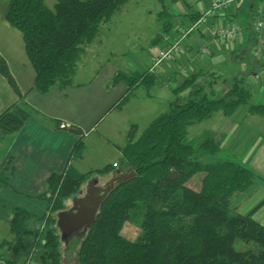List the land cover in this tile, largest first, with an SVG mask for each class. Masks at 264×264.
Here are the masks:
<instances>
[{
	"label": "trees",
	"instance_id": "1",
	"mask_svg": "<svg viewBox=\"0 0 264 264\" xmlns=\"http://www.w3.org/2000/svg\"><path fill=\"white\" fill-rule=\"evenodd\" d=\"M120 1L56 0L51 8L45 0H7L5 18L22 33L27 56L35 69V85L42 93L73 84L78 46L94 36ZM164 1L161 0L159 16L163 31L168 32L173 15ZM199 16L195 14L193 21ZM247 33L248 50L242 53V61L250 59L255 41L254 35ZM0 71L19 95V100L0 114V132L13 134L38 113L22 100L16 79L3 58ZM154 72L119 71L111 83L126 81L128 96L140 83L150 88L157 78ZM250 72L233 78L230 88L220 95L215 89L216 80L208 83L209 87L201 81L215 71L188 74L172 88L176 97L169 108L155 117L139 137L131 131L122 155L125 167L131 168L135 175L116 184L101 202L94 222L76 246L77 264H264V223L251 213L241 214L231 208L234 196L246 191L259 174L234 159H199L198 151L212 156L219 152L220 143L212 137L196 146L186 141L192 125L218 111L230 116L240 106L249 104L252 92L246 82ZM249 111L264 114V104H252ZM55 126L83 133L79 127L62 125L59 120ZM81 150L79 141L73 157ZM114 168L106 165L81 172L70 165L63 173L48 178L37 196L49 204L46 215L39 219L46 218V227L42 232L36 230L34 235V239L40 237L37 264H65L54 214L65 209L68 200L80 193L91 174L106 175ZM122 168L119 166L120 171ZM14 170L10 159L0 170V190L10 186ZM199 172H204V176L200 189L196 190L186 181ZM138 208L142 212L143 235L133 240L123 234V228ZM34 217L21 207L12 209L13 238L9 242L16 250L27 247V238L32 234L29 223ZM239 240L245 244L243 249L236 245Z\"/></svg>",
	"mask_w": 264,
	"mask_h": 264
},
{
	"label": "crops",
	"instance_id": "2",
	"mask_svg": "<svg viewBox=\"0 0 264 264\" xmlns=\"http://www.w3.org/2000/svg\"><path fill=\"white\" fill-rule=\"evenodd\" d=\"M142 1L144 3L139 4ZM142 1L121 0L111 14L104 18L94 36L78 46L73 84L66 89L53 87L42 93L36 87L35 69L27 56L21 32L18 34L11 31L6 44L0 46V59L6 60L22 100L38 113L30 116L15 133L0 132L2 165L11 159L15 169L10 186L0 190V254L7 258L22 261L32 246L35 232L43 221L39 219L46 215L49 206L37 196L52 174H61L70 165L80 170L75 165L77 160L83 162L85 157L91 155L94 165L86 172L113 165L115 168L111 171L115 173L120 171L119 166H125L122 148L129 140V128L133 130L136 122L140 121L145 124V129L155 117L165 112H158V105H170L175 98L172 88L179 77H184L179 72L180 66L188 68L191 73L200 70L219 72L226 80L251 71L246 84L255 97L256 103L253 104H264L260 102L264 100V78L257 81L252 76L255 70H264V55L255 54L260 41L255 30L254 9L260 0H235L227 8L207 17L205 24L183 40L181 54L174 60L156 66L155 72L150 69L154 66L156 54L168 48L181 29L191 27L198 20L193 21V16L197 13L201 16L214 0H166L165 4L175 5L174 10L170 6L168 8L173 15L170 17L173 25L168 32L163 31L159 16L163 6L161 0H152L146 4L145 0ZM139 8L144 15L149 11L155 15L157 29L152 37L135 30L140 27L143 32L149 31V23L148 20L144 21L145 18L139 24L133 21L136 18L134 13H138ZM232 23L239 24L245 32L239 44L212 42L211 28L226 27ZM248 31L254 35L255 41L250 50V59L242 61V53L248 50ZM205 45L208 52L200 56L199 51ZM236 65H241V68L235 69ZM146 70L157 75L150 88L140 83L127 96L129 86L126 81L111 83L119 71L133 73ZM17 100L18 93L0 71V114ZM250 105H243L244 110L236 116L238 109L230 116L222 112L228 118H218L209 134L220 143L219 152H241L243 163L259 174L246 191L237 194L238 199L232 203L231 208L234 211L241 210L236 211L241 214L251 213L256 220L264 223V114L251 113ZM57 120L62 125H75L83 133L72 132L63 126L57 128ZM245 120L247 125L243 123ZM99 127L102 128L101 132L90 138ZM191 127L188 139L192 134L197 138L198 130H190ZM248 136L251 144L245 150L243 144ZM79 141H82L81 153L73 157L74 147ZM14 207H21L35 215L29 223L32 234L27 238L25 249L16 250L9 242L13 238L10 222Z\"/></svg>",
	"mask_w": 264,
	"mask_h": 264
},
{
	"label": "rangeland",
	"instance_id": "3",
	"mask_svg": "<svg viewBox=\"0 0 264 264\" xmlns=\"http://www.w3.org/2000/svg\"><path fill=\"white\" fill-rule=\"evenodd\" d=\"M45 1H46L47 5L49 7L54 8V4H55L56 0H45ZM151 1L152 0H145V4L148 3V2H151ZM143 3H144L143 1L139 2V4H141V5ZM164 3H166V0L164 1ZM165 5L168 8L170 6V9H172V10L175 9V5L172 4V3L170 5H168V4H165ZM7 7H8L7 0H0V46H3V45L6 44V40H8V36H9V33L11 31L13 32V30H14L15 32H18V34H20V31L18 29H16L14 26H12L5 18ZM134 15L136 16V18L133 19V21L137 22L138 24L141 23V21L144 20V18H145L144 21L146 22L148 20V23H149V31L143 32L142 29H140V27L136 28L135 30L137 32L139 30V32L141 34H143L144 36L147 35V34H149L150 37L154 36L155 33H156V29H157V20L155 19V15H153L150 11L148 12L147 15L146 14L144 15V13H141V8H139V12L138 13L137 12L134 13ZM144 39L146 40V38H144ZM234 68L235 69H240L241 65H236ZM242 74L243 73H239L238 76H241ZM182 79L183 78L179 77L178 81H177V83L175 85H177L178 83L182 82ZM231 79L232 78H228V80H226L225 76H221L219 74V72H215L214 75L209 74V75H206L205 78L202 77L201 81L202 82L205 81L206 87H209L208 83H210L212 80H216L218 82L217 83L218 85L215 87V89H217V91H218L217 93H218V95H220L223 90L230 88L231 84L233 83V79L232 80ZM141 90H143V89H141ZM174 97H176V96H174ZM161 101L163 102L162 98H161ZM260 102L264 103V100H262ZM253 103H256L254 96L251 97L249 104H253ZM158 106H159L158 112L159 111H163V110L166 111L168 109V107H169V103L166 104V105L162 103V104H159ZM244 108H245V106H240L238 108V110L236 111L235 116L240 114L244 110ZM220 117L222 119L228 118L227 116H225L222 113V111H219L217 113H214V115H213V117L211 119H208L206 121L197 123L196 125L192 126L190 130H198V132H199L198 133V137L196 138L195 137L196 135L192 134L193 136L190 139H188V137H187L186 141H188L191 144L196 146V145L200 144L206 138L213 137L209 133H211L212 128H214L216 126L215 124L217 123V120ZM136 123H137L136 127L133 130L135 132V135L138 137L142 133V131H143L144 127H145V124L143 122H140V121L139 122L137 121ZM243 123L245 125H247L246 120L243 121ZM101 130H102L101 127L97 128L95 131L92 132L90 138H93V137L97 136L101 132ZM128 131L129 132H127V133H131L132 129L129 128ZM194 137L196 139H194ZM249 139H250V136H248V138H246L244 140L243 148L245 147V150L251 144V143L249 144V141H250ZM196 155H197V157H199V159H202L204 161H207V160L212 159V158H221V159L229 158V159H234V160L240 161V162L244 161V158H243V155H242L241 152H237L236 154H230L229 152H227L225 150H221L215 156H212V155H208V154H206L204 152H199L198 151V152H196ZM91 156H89V158L85 157L83 162H81L80 160H77L75 165L81 171L86 172V171L90 170L91 166L93 164V161L90 158ZM95 163L99 164V162H95ZM2 164H3L2 163V159L0 157V170L4 169L7 163L5 165H2ZM122 167H123L122 171H127L129 169V167L128 168H126L125 166H122ZM117 172L114 173V171H110L106 175H99V174H96V173L95 174H91L90 178L82 185V189H81L80 193L74 195L73 197H71L70 200H68V205H67V207L65 209H63L61 211H58V212H56L54 214L55 227L58 229V232L60 234L61 241H62L61 249H62L63 259L65 261V264H77L76 263V246L78 245L79 240L84 236L83 231L85 230V228H81L79 231H76V232L70 234L68 237H64V240H63L62 239V230H61L60 226L58 225V220H59L58 214L60 212H63V211L64 212L65 211L71 212L72 210L75 211L74 210L75 202H77V200L79 198L83 197L87 193L88 188H89V186L91 184H94L96 186H100V187L104 188L109 183V181L113 178V176L117 174ZM113 173H114V175H111ZM203 176H204V172H199V173L195 174L193 177H191L189 180H187L186 184L189 187L193 188V189L199 190L200 186H201V179H202ZM241 193H238V194L241 195ZM236 197H237V194L232 199V203L236 202V199H238ZM254 200L255 199L249 200L250 202H248V203H251ZM232 203H231V205H232ZM233 210H234V208H233ZM236 211H241V210H236ZM141 222H142V212H141V209L138 208L137 211H135V212L133 211L132 212L131 221H127L125 223L124 228H123V234L128 236V237H130V238H132L133 240L139 239L143 235V230L141 228ZM44 238H46L45 234H44ZM236 245H237V247L239 249H243L245 247V244L242 241H240V240L237 241ZM4 256L7 257L6 255H4ZM37 263H39L38 258H37Z\"/></svg>",
	"mask_w": 264,
	"mask_h": 264
},
{
	"label": "built area",
	"instance_id": "4",
	"mask_svg": "<svg viewBox=\"0 0 264 264\" xmlns=\"http://www.w3.org/2000/svg\"><path fill=\"white\" fill-rule=\"evenodd\" d=\"M235 0H214L211 6L205 9L198 20L189 28L181 29V32L178 36L172 41L170 46L159 53L156 54L155 63L153 68L150 71H154L155 67L162 64L164 61L167 60H174V58L181 54V45L183 40L194 30H197L198 27L202 24H205L207 17L214 15L218 10L225 9L228 7L229 4L234 2ZM254 16H255V30L259 37L260 45L257 47L255 52L256 55H264V0H260L257 2V5L254 9ZM245 35L244 30L241 26L237 23H232L226 27H214L210 30V37L212 42H223L228 43L231 45L239 44ZM208 47L205 45L199 51V55L203 56L205 53L208 52ZM179 72L183 76H187L191 72L188 71L186 67H179ZM253 78L257 81H262L264 78V70L262 72H257L252 74ZM46 227V218L39 224L37 230L42 232ZM40 237H36L33 241V245L29 251V253L25 256L24 260L21 262L12 261L4 256H0V264H37L36 263V256L39 252L38 242Z\"/></svg>",
	"mask_w": 264,
	"mask_h": 264
},
{
	"label": "water",
	"instance_id": "5",
	"mask_svg": "<svg viewBox=\"0 0 264 264\" xmlns=\"http://www.w3.org/2000/svg\"><path fill=\"white\" fill-rule=\"evenodd\" d=\"M134 175V171L129 168L127 171H118L104 188L91 184L87 193L75 202V211H63L58 214V225L62 230V239L64 240V237H68L81 228H85L83 231L85 234L94 222L100 204L108 193L116 184L130 179Z\"/></svg>",
	"mask_w": 264,
	"mask_h": 264
}]
</instances>
